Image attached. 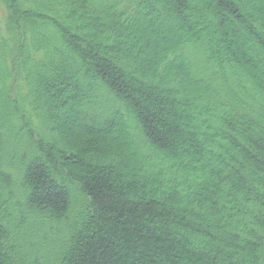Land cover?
Listing matches in <instances>:
<instances>
[{
	"label": "trees",
	"instance_id": "trees-1",
	"mask_svg": "<svg viewBox=\"0 0 264 264\" xmlns=\"http://www.w3.org/2000/svg\"><path fill=\"white\" fill-rule=\"evenodd\" d=\"M205 1L2 0L0 264H264V0Z\"/></svg>",
	"mask_w": 264,
	"mask_h": 264
},
{
	"label": "rangeland",
	"instance_id": "rangeland-1",
	"mask_svg": "<svg viewBox=\"0 0 264 264\" xmlns=\"http://www.w3.org/2000/svg\"><path fill=\"white\" fill-rule=\"evenodd\" d=\"M193 2H197V3H206L205 0H192ZM256 1L253 0H249V3H251V5L255 4ZM6 8L4 3H2V0H0V33H4V24H5V18H6ZM143 28L141 29L140 32L137 33L136 36V45L139 46V48L136 50V53L138 54L142 49H143V44L140 43V45H138V42H141L142 40L145 39L146 36L149 35V37L151 38V40L156 39V36L153 33V27L157 26L158 23H162L161 26L158 27V30L160 31V33L164 34V35H168V32H178L181 31L183 29V26L181 25L180 22H176L175 20L173 21H169V20H164L161 19L159 20H153V19H148L143 21ZM211 30H213L212 25H210ZM210 30V31H211ZM167 32V33H166ZM248 40V39H247ZM248 42V41H247ZM250 44V42H248ZM140 81V80H139ZM148 81V80H147ZM181 97V96H180ZM121 141L125 142V138L123 136H121ZM131 150H133L135 152L134 149H132V147H130Z\"/></svg>",
	"mask_w": 264,
	"mask_h": 264
}]
</instances>
